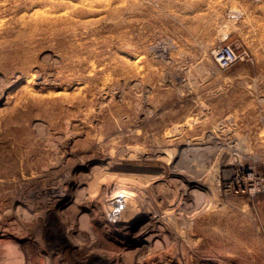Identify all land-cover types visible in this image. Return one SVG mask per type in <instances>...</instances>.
<instances>
[{"label":"rangeland","instance_id":"obj_1","mask_svg":"<svg viewBox=\"0 0 264 264\" xmlns=\"http://www.w3.org/2000/svg\"><path fill=\"white\" fill-rule=\"evenodd\" d=\"M127 263L264 264V0H0V264Z\"/></svg>","mask_w":264,"mask_h":264},{"label":"bare ground","instance_id":"obj_2","mask_svg":"<svg viewBox=\"0 0 264 264\" xmlns=\"http://www.w3.org/2000/svg\"><path fill=\"white\" fill-rule=\"evenodd\" d=\"M209 137V136H208ZM186 148V146H185ZM192 150V149H191ZM195 150V149H193ZM187 151V150H186ZM132 154V153H131ZM121 155V154H120ZM171 156V155H170ZM107 158V157H106ZM167 158V157H166ZM171 158V157H170ZM169 159V158H168ZM173 159V158H172ZM103 160V159H102ZM105 160V159H104ZM167 160V159H165ZM164 160V161H165ZM171 160V159H170ZM188 160V159H187ZM158 161V160H157ZM168 161V160H167ZM113 162V161H112ZM115 162V161H114ZM169 163V161H168ZM192 164V163H191ZM168 165V164H167ZM96 167V166H95ZM97 170V169H96ZM150 170V169H149ZM128 173V172H127ZM170 173V172H169ZM96 174V173H95ZM78 175V174H77ZM91 175V174H90ZM89 175V176H90ZM97 175V174H96ZM109 175V174H108ZM162 175V174H161ZM81 176V175H80ZM154 176V175H153ZM163 176V175H162ZM98 177V176H97ZM130 177V176H129ZM76 178V177H75ZM110 178V177H109ZM120 178V177H119ZM95 179V178H94ZM116 179V178H115ZM114 179V180H115ZM132 179V178H131ZM174 179V178H173ZM201 179V178H200ZM199 179V181H200ZM121 180V179H120ZM68 181H69V178H68ZM162 181V180H161ZM172 181V180H171ZM183 181V180H182ZM195 181V180H194ZM202 181V180H201ZM71 182V181H69ZM75 182V181H74ZM97 182V181H96ZM104 182V181H103ZM121 182V181H120ZM123 182V181H122ZM152 182V181H150ZM193 182V181H190V183ZM84 182L82 180H79L78 179V182L75 183L76 184V187H81V185L83 184ZM101 183V182H100ZM105 183V182H104ZM108 183V182H107ZM126 183H127V180H126ZM133 183V182H132ZM200 184V183H199ZM97 185V184H96ZM171 185V184H170ZM68 186V185H67ZM70 186V184H69ZM89 186V185H88ZM99 186V185H98ZM110 186V185H109ZM140 186V185H139ZM174 186V184H173ZM55 187V186H54ZM108 187V186H107ZM131 187V186H130ZM156 187V186H155ZM92 188V187H91ZM132 188V187H131ZM134 188V187H133ZM157 188V187H156ZM65 186H57V188L55 189V191L53 192L54 194H57V195H63V194H67V191L65 192ZM95 189V188H94ZM115 189V193L114 196L112 198L110 197H106L107 195H105L106 198H103V202L100 200L102 199V197H104V193L109 190V188H105L104 187H100V193L102 194V196H100L99 198L100 199H92V200H89V202L87 201L86 203V208H91V207H99L100 208V205H101V211H102V214H101V217L99 220V223L100 225L102 226L103 230L106 231L107 233H109L110 235L111 234H122V235H128V234H132V231H133V228L137 227L136 224L139 220L140 217L142 216H147L150 218V220L153 221V226H154V229H156V227H158L157 224H155V221L156 223L159 221V219H161L160 217H158L157 213L154 212H150V211H146L144 209H142V206L141 205V202H139V200L135 197V194L134 192H131L127 189H122L120 187H114ZM137 189V188H136ZM160 189V188H159ZM68 190V189H67ZM74 190V189H73ZM72 190V191H73ZM76 190V189H75ZM163 190V189H162ZM197 190V189H196ZM99 191V190H98ZM136 191V190H135ZM52 192V191H51ZM69 192V191H68ZM75 192V191H74ZM138 192V191H137ZM153 192V191H152ZM190 192V191H189ZM71 193V192H70ZM92 193V192H91ZM112 193V194H113ZM142 193V192H141ZM186 193V192H185ZM138 194V193H137ZM136 194V195H137ZM52 195V194H51ZM111 195V194H110ZM150 195V194H149ZM154 195V194H153ZM76 196V195H75ZM92 196V195H91ZM95 196V195H94ZM140 196V195H139ZM84 197V196H83ZM96 197V196H95ZM142 197V196H141ZM193 197V196H192ZM153 198V197H152ZM157 198V197H156ZM78 200V199H77ZM26 201V200H25ZM49 201V200H48ZM57 203L59 202V204H63V201L58 198L57 200ZM80 201V199H79ZM83 201V200H82ZM55 202V201H54ZM74 202V201H73ZM172 202V201H171ZM75 203V202H74ZM73 204V203H72ZM81 204V203H80ZM83 204V203H82ZM149 204V203H148ZM78 205V204H77ZM84 205V204H83ZM145 205V204H144ZM150 205V204H149ZM151 206V205H150ZM83 207V206H82ZM125 207V209H124ZM148 208V207H147ZM152 208V207H151ZM149 207V209H151ZM159 209V208H158ZM199 209V208H198ZM76 210V209H74ZM124 210V211H123ZM72 211V210H71ZM122 211H123V214H122ZM160 211V210H159ZM67 212V211H66ZM80 213V212H79ZM180 213V212H179ZM68 214V213H67ZM72 214V212H71ZM77 214V213H76ZM121 214H122V217L124 218V220L122 219L121 217ZM100 215V214H99ZM173 215V214H172ZM90 216V215H89ZM170 216V215H169ZM174 217V216H173ZM169 218V217H168ZM193 218V217H192ZM96 219V218H95ZM167 219V218H166ZM93 221V220H92ZM68 222V221H67ZM162 222V221H161ZM172 222V220L170 221ZM173 222H174V219H173ZM164 223V222H163ZM161 226V224H159ZM146 226V225H145ZM151 226L148 227L146 230H142V232H138L139 233V237L138 238H141V239H148L149 237H152L153 235H155L156 233L151 229ZM171 226V225H170ZM167 227V225H166ZM160 228V227H159ZM165 228V226H164ZM162 228V229H164ZM168 228V227H167ZM70 230H67V233H69V235H73V233L75 232L74 230L71 231V228H69ZM103 231V232H104ZM141 231V230H140ZM163 231V230H161ZM157 232V231H156ZM77 233V232H76ZM159 234V233H158ZM159 235H162V234H159ZM137 237V236H136ZM161 237V236H160ZM159 237V238H160ZM170 237V236H169ZM163 239V238H162ZM189 240V239H188ZM140 241V240H139ZM160 241V240H158ZM158 241H156V239H153L150 241L151 245H156L158 243ZM148 242V241H147ZM159 244V243H158ZM168 244V243H167ZM170 249V248H169ZM101 252V251H100ZM117 254V253H115ZM118 255V254H117ZM140 255V254H139ZM47 258V257H46ZM61 258V257H60ZM126 259V258H125ZM139 259V258H138ZM163 260V259H162ZM126 261V260H125ZM35 262V261H34ZM33 263V262H31ZM42 263V262H41ZM128 264V263H127Z\"/></svg>","mask_w":264,"mask_h":264},{"label":"built area","instance_id":"obj_3","mask_svg":"<svg viewBox=\"0 0 264 264\" xmlns=\"http://www.w3.org/2000/svg\"><path fill=\"white\" fill-rule=\"evenodd\" d=\"M213 57L222 69L234 66L241 59L238 52L231 45H223L216 48L213 51Z\"/></svg>","mask_w":264,"mask_h":264}]
</instances>
